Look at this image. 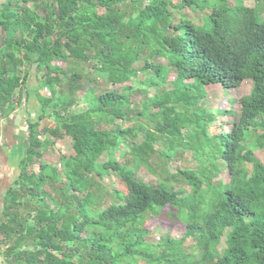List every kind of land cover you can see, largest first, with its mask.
<instances>
[{
    "label": "trees",
    "instance_id": "1",
    "mask_svg": "<svg viewBox=\"0 0 264 264\" xmlns=\"http://www.w3.org/2000/svg\"><path fill=\"white\" fill-rule=\"evenodd\" d=\"M202 2L207 0L0 2V106L14 110L15 102L26 104L31 98L39 106L35 121H29L22 172L3 198L0 264H264V162L247 145L253 136L264 150V0H215L212 9ZM206 9L211 13L193 22ZM147 55L169 61L177 74L172 88L152 91L161 86L155 82L158 76L167 83L170 69L152 65ZM59 62L75 68H62ZM79 64L86 66L79 69ZM32 69L41 74L36 89L28 84ZM140 72L150 80L146 93L154 99L134 113L136 90L127 84L137 82ZM246 80L253 88L250 96L241 98L242 110L219 111L237 114L236 122H226L232 130L210 137L207 130L218 119L208 121L191 96L193 82L228 91ZM101 81L124 88L110 90ZM85 90L87 109L76 113L78 94ZM159 95L167 98L160 102ZM49 110L56 125L41 130ZM149 110L160 115L155 132L119 124ZM187 126L195 133L189 142L182 133ZM144 132L141 146L128 141ZM68 138L71 154L56 145ZM159 141L166 152L157 148ZM49 143L60 151V168L42 161V149ZM182 147L200 153L203 161L208 158L211 164L205 167L212 176L216 172L213 179L187 169L173 176L192 185L190 198L173 186L145 183L135 174L133 167L149 168L156 152L168 157ZM124 150L133 165L116 159L120 151L126 159ZM105 154L108 159L100 164ZM219 164L229 173L225 185L214 182L222 173ZM106 172L117 176L126 194L110 190ZM199 177L209 186L204 199ZM103 202L109 205L102 207ZM169 207L183 212L185 234L158 244L163 253L157 255L147 244L145 226L151 216L163 218ZM225 235L227 249L220 255L216 248ZM188 240L201 250L199 256L185 252ZM163 254L168 258L160 257Z\"/></svg>",
    "mask_w": 264,
    "mask_h": 264
},
{
    "label": "rangeland",
    "instance_id": "2",
    "mask_svg": "<svg viewBox=\"0 0 264 264\" xmlns=\"http://www.w3.org/2000/svg\"><path fill=\"white\" fill-rule=\"evenodd\" d=\"M2 0H0L1 2ZM147 2H143V5H146ZM136 10H138L137 5L133 2ZM215 0H207V3L202 2V5H207L209 8L212 9V7L215 5ZM232 5H234L233 2H231ZM248 6L250 7H255L256 4L255 2H249ZM28 8L31 7V5L29 4L27 6ZM126 9V11L128 13H130L129 9L126 8V6H124V10ZM200 10V9H199ZM263 12L261 14V17L264 18V7L261 9ZM211 13V11L209 9L204 10L201 13H198V16L195 17L193 19V22L195 23H199L201 22V20L204 19L203 14L204 15H209ZM188 14V13H187ZM193 14V13H192ZM2 36V34H0V37ZM141 56H143L141 54ZM145 60L152 62V65L156 66V65H163V66H168L169 61L166 60L165 58H155V61L153 59H150L149 56H145ZM70 64V65H69ZM59 66H61L62 68H69L73 69L75 67L73 63H64V62H59L58 63ZM143 65L142 63H139L138 66ZM83 66H86V64H79V69H81ZM169 67V66H168ZM169 74L167 76V83L164 85L163 83V79L161 78V76H158L156 79V83L160 84L161 86L157 87V88H153L152 91H156V90H161V89H170L173 87V83L177 78V74L176 71L169 67ZM31 75L28 81V84L30 83L31 86H33V89L38 88V79L41 76V74L37 75V72L32 69L31 70ZM86 73L89 74V77H92V73H90L88 70H86ZM148 79L144 73L140 72L136 78L137 82L133 81L132 84H127L128 86H133L135 88V96H133V101L135 103V107H134V113L136 111H140V113L142 112L144 106L146 105H151L152 101H153V97L149 96L146 93V90L151 88V84H150V80L148 79L146 83H139L140 81H144ZM187 83L191 84L192 81H187ZM103 87H106L107 89L110 90H117V91H121L124 88V85L122 86H110L106 84V81H101V84ZM193 85H195L196 88H193L192 91L190 92L191 96L196 97V100H198L199 105L201 106V110L203 111L205 116H208V121H212L215 119V122H212L211 125L209 126L207 133L210 137H212V135H216L218 134L220 131H225V132H229L232 130V125H228L226 124V122H236L237 119V114L234 116H230L227 113H220L219 111H233L236 113H239L242 110V105L240 103V100L242 97H247L250 96L252 93V88H253V82L250 80H246L242 83V85L239 88H235V89H229L228 91H226L222 86H203L201 85L199 82H193ZM40 94L43 96H46L48 94V90L47 89H39ZM159 92V91H158ZM49 95V94H48ZM86 95H87V90L85 91H81L78 94V100L80 102V105L78 108L75 109L76 113H81V111H84L87 109L86 106ZM27 96V94H26ZM25 97V96H23ZM26 98V97H25ZM24 98V99H25ZM167 98V95L162 96L159 95L157 97V100L160 102H163L164 99ZM202 98V99H201ZM23 99V100H24ZM16 103V102H15ZM22 104H20L21 106ZM165 106V105H164ZM37 107H38V103L34 98L30 99L29 102V106L27 107V109H30V111L32 112V110L35 112L34 114H36L37 111ZM3 109V112H7L9 111V108L7 106H5L4 108L1 107ZM148 108H153L151 106H149ZM157 109H161V108H157ZM222 109V110H220ZM184 111V108H183ZM157 110H149L147 112H145V114L143 115V117L141 116H137V114H132L128 120L125 123L120 122L119 124L122 125V127L126 126V128H130L134 131L133 128H137V132L140 131V128L143 127H147L148 130H151L152 132H155V126H157V124L159 123L160 120V115L157 113ZM33 113V112H32ZM52 112L49 110L47 113V119L43 120L42 123H40V129L42 130L43 128H52L55 127L56 124H54L53 120L50 119V114ZM50 119V120H49ZM221 121H224V127L221 128L219 125L221 123ZM125 128V127H124ZM220 129V130H219ZM136 132V133H137ZM182 133L183 136L185 137V140L187 142H189V140L195 136V133L193 130L189 129V127H184L182 128ZM46 136H50L49 133L45 132ZM147 135V132H144L143 134H138L134 137V139H130L128 141L134 142L136 145L141 146L143 143V136ZM45 137V136H43ZM46 138V137H45ZM44 139V138H43ZM55 139V138H54ZM53 139V140H54ZM65 140V141H64ZM249 143L247 144L249 148H252L255 152V154L257 156L260 157V159L264 162V150H260L257 146V142L255 143V138L253 136L250 137ZM57 143H59V146L63 148V150L65 151L66 154H71L72 151V144H71V139H63V140H57ZM163 141H159L157 148L162 150L163 153L166 152L165 149L163 148ZM126 151L127 149L129 150V147H126L125 145L122 146ZM44 158L45 161L47 163L50 164H55L57 166V162L59 159V154L60 151L57 150L53 143L52 144H48L47 146L44 147ZM1 150V149H0ZM124 152L125 154H128L126 156V159L121 158V156H119V153H121L122 151L118 152L116 154V159L121 163V164H130L133 165L130 161L131 159V155L130 153ZM130 155V156H129ZM168 157H165L162 155L161 152H156L155 154H153L151 156V159L149 161V165L150 167H133V170L135 172V174L137 175V177L142 180L145 183L148 184H163L165 186H173V188H176L178 190H182L183 191V195L182 197H186V198H190L191 194H192V185H189L186 181L181 180V178L177 179H173V176L177 175L179 171L182 170H190L194 173L197 174H203L206 177H209L211 179L214 178V176L216 175V172L213 173V176L211 175V170L206 168V165L211 164V161L207 160L203 161L200 158V153L194 152L192 150H189L188 148H184L182 147V149H179L177 152H168L167 153ZM125 157V156H124ZM107 155H103V157L100 159V164L101 163H105L107 161ZM218 169L222 172L220 177L215 179V181H220L221 183H223L224 185L227 184L229 182V173L224 168L223 164H219ZM104 182L108 187H111L110 190L113 189H117L118 191H121L122 193L126 194L127 191L124 187L123 184H121V182L119 181V179L117 178V176L112 172L110 173H104ZM91 178L93 177L90 176ZM94 178H96L99 181V178L97 176H94ZM199 180H201L204 183V187H203V191L204 193L202 194V199L206 198L208 193H209V186L208 183L204 180V178L201 179V177H199ZM103 206L105 207L107 205H109L108 203L103 202ZM177 207H169L163 210V218H161L162 220H166L165 223H160L157 220H161L158 219L154 216H151L150 219H148L149 222H147L145 228L148 231V237L146 238L147 244H149V246L152 247L151 251L157 255L162 254L163 251L162 250H158L156 247L158 246V244H163V242L166 239H182V237L185 234V228L183 227V220L182 217L183 212L179 210H175ZM165 211V212H164ZM140 234V233H139ZM143 234V232H142ZM144 236V234H143ZM185 252L187 254H195L196 256H199L201 254V250H196L194 248V246H196V243L193 240H188L185 244ZM227 249V236L225 235L219 245L217 246L216 250L218 251V253L221 255L224 254V252ZM163 255H161L160 257H163ZM165 258L167 256H164ZM164 258V260H165ZM168 258V257H167ZM171 259V257H169ZM1 263V260H0ZM131 264H147L145 261L143 260H136V262L131 263Z\"/></svg>",
    "mask_w": 264,
    "mask_h": 264
},
{
    "label": "crops",
    "instance_id": "3",
    "mask_svg": "<svg viewBox=\"0 0 264 264\" xmlns=\"http://www.w3.org/2000/svg\"><path fill=\"white\" fill-rule=\"evenodd\" d=\"M29 102L23 103L21 106L16 102L14 110L9 108V111L5 112L4 115L1 113L3 109L0 106V137H2V146L0 147V221L3 219L4 195L17 182L22 172L21 163L28 146L29 121H35L37 116V111L34 114L33 110L32 113L30 109H27ZM40 140L44 141L45 137L41 136ZM56 145L59 146V144ZM44 150L43 148L42 152ZM59 156L61 158V154ZM44 160L45 158L42 161L44 162ZM56 163L60 168L59 162L56 161ZM38 167L36 165L35 169Z\"/></svg>",
    "mask_w": 264,
    "mask_h": 264
},
{
    "label": "built area",
    "instance_id": "4",
    "mask_svg": "<svg viewBox=\"0 0 264 264\" xmlns=\"http://www.w3.org/2000/svg\"><path fill=\"white\" fill-rule=\"evenodd\" d=\"M2 146V137H0V147Z\"/></svg>",
    "mask_w": 264,
    "mask_h": 264
},
{
    "label": "clouds",
    "instance_id": "5",
    "mask_svg": "<svg viewBox=\"0 0 264 264\" xmlns=\"http://www.w3.org/2000/svg\"><path fill=\"white\" fill-rule=\"evenodd\" d=\"M1 166V165H0ZM0 169H1V167H0Z\"/></svg>",
    "mask_w": 264,
    "mask_h": 264
}]
</instances>
